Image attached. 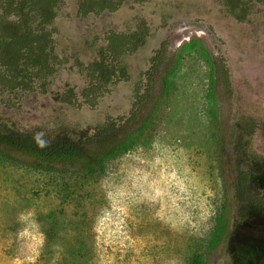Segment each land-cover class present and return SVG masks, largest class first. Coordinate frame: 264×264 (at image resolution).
<instances>
[{
    "label": "rangeland",
    "instance_id": "374dc122",
    "mask_svg": "<svg viewBox=\"0 0 264 264\" xmlns=\"http://www.w3.org/2000/svg\"><path fill=\"white\" fill-rule=\"evenodd\" d=\"M75 1L64 0L55 21L56 53L65 64L47 94L30 95L15 119L26 127L55 120L93 126L122 116L159 50L155 125L92 174L38 171L21 157L0 163V264H191L203 254L205 264H253L248 256L264 254V239L242 243L232 235L236 213L219 170L217 140L240 104L264 106V7L243 24L225 18L214 0H148L133 10L79 20ZM135 18L147 22L150 34L126 59L129 81L95 110L62 105L64 89L83 87L76 62L90 63L102 36L133 29ZM222 62L232 98L216 83ZM252 149L262 153L258 136ZM224 204L228 232L208 251Z\"/></svg>",
    "mask_w": 264,
    "mask_h": 264
},
{
    "label": "trees",
    "instance_id": "16d2710c",
    "mask_svg": "<svg viewBox=\"0 0 264 264\" xmlns=\"http://www.w3.org/2000/svg\"><path fill=\"white\" fill-rule=\"evenodd\" d=\"M214 1L225 18L238 24L245 23L257 8L264 7V0ZM147 2L76 0L75 15L79 20L97 19L125 7L133 10ZM63 5L64 0H0V163L21 157L38 171L74 170L92 174L151 133L159 103L157 95H152L155 90L158 92L154 76L161 57L159 50L154 52L124 115L108 116L93 126L58 120L40 126H23L15 117L23 114L25 101L32 94L46 95L57 70L65 64L56 53L55 42L58 34L55 21ZM134 20L133 29L106 32L101 38L102 46L90 63L76 62L83 87L79 91L74 87L64 89L59 99L62 105L74 110H95L114 87L129 81L126 59L145 46L150 34L145 20ZM217 71L219 78L215 82L226 98L234 97L226 64L222 62ZM248 90L251 95L255 94L252 86ZM241 105L228 131L218 137L217 158L220 173H224L227 180L224 187L230 190L235 207L232 235L239 242L250 243L264 239V181L259 183L264 176V106L246 109L245 104ZM256 136L262 142L260 155L252 149ZM227 232L224 204L206 250H214ZM253 255L249 254L248 262L264 264V254ZM191 264H205L204 254L194 256Z\"/></svg>",
    "mask_w": 264,
    "mask_h": 264
}]
</instances>
